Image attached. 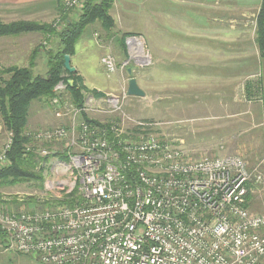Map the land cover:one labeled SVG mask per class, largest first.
Masks as SVG:
<instances>
[{
  "label": "built area",
  "instance_id": "built-area-1",
  "mask_svg": "<svg viewBox=\"0 0 264 264\" xmlns=\"http://www.w3.org/2000/svg\"><path fill=\"white\" fill-rule=\"evenodd\" d=\"M84 2L63 5L81 9ZM104 63L114 71L112 57ZM51 105L68 125L29 136L63 144L65 158L39 163L49 171L46 207H0L9 250L38 264H264V215L248 205L262 177L242 157L193 158L182 142L151 133L122 109L121 120L99 125L67 99L56 96ZM126 121L134 126L129 132ZM12 141L10 133L0 168L10 164Z\"/></svg>",
  "mask_w": 264,
  "mask_h": 264
},
{
  "label": "rangeland",
  "instance_id": "rangeland-1",
  "mask_svg": "<svg viewBox=\"0 0 264 264\" xmlns=\"http://www.w3.org/2000/svg\"><path fill=\"white\" fill-rule=\"evenodd\" d=\"M9 1L0 0V20L4 23L27 21L62 27L55 0L53 7L44 0L22 1L15 5H10ZM251 1L114 0L110 14L115 21L116 40L124 39L125 51L121 57L114 52L112 37L115 35L111 33L112 36H108L99 23L88 27L76 45L79 54L84 37L91 34L102 50L96 47L94 50H84L77 60L87 61L83 66L88 68L87 63L96 62L99 52L103 51V70L100 72L104 73L101 80L107 86L100 87V90L92 89L78 72L74 78L86 89L81 110L84 109L82 113L87 115L84 117L87 121L103 125L111 119L121 120L122 116L117 114L122 109L134 121L148 124L151 133L182 142L193 158L242 157L248 169L254 172L253 175L261 174V180L251 186L248 200L252 212L264 215V60L256 43V17L260 7L258 0ZM161 8L165 14H172L173 19L174 15L179 18L165 24V32L158 27ZM79 11L75 9L70 12V18L75 19ZM30 12L32 15H27ZM186 13L207 17V22L203 19L202 23L197 24L199 35L208 33L207 54L199 55L190 48L189 31L194 29L193 22L187 26L181 21L183 16L180 17ZM123 26L130 31L123 29ZM130 33L133 35L124 36ZM103 37H106V45L100 41ZM199 38L205 39L204 36ZM42 46L49 49L51 42L39 32L0 38V73L13 66H29L31 57L39 48L34 71L35 74L44 75L47 55ZM108 56L112 57L114 71H110L104 63ZM226 63L230 68H226ZM237 63L241 66L239 69L235 67ZM203 66L209 67L207 77L197 73V69L201 71L199 67ZM1 76L8 77L2 73ZM63 77L75 83L68 71L63 72ZM111 77L116 79L112 80ZM233 77L230 80L232 83H225L226 78ZM131 78H135L146 93L144 98L128 95ZM60 84L62 87L56 96L72 103L67 93V83L61 81ZM108 99H114L116 104L111 106ZM235 99L238 101L235 102ZM47 119L49 122H45ZM68 122L67 118L56 117L50 102L35 101L30 109L26 134L67 126ZM123 127L128 132L134 128L129 121L124 122ZM9 135L0 117V150ZM31 144L32 152L39 158L34 170L42 176V181L32 180L1 188L0 207L33 210L42 209L48 204L46 179L49 171L40 169L39 163L46 160L49 164L57 156L65 158L66 149L63 144L34 140ZM41 149H47L50 155L43 159L39 155ZM3 241L0 238V264H38L32 256L9 250L6 237Z\"/></svg>",
  "mask_w": 264,
  "mask_h": 264
},
{
  "label": "trees",
  "instance_id": "trees-1",
  "mask_svg": "<svg viewBox=\"0 0 264 264\" xmlns=\"http://www.w3.org/2000/svg\"><path fill=\"white\" fill-rule=\"evenodd\" d=\"M55 3L59 14H61L62 27L60 28L38 22L4 23L0 20V38L39 32L51 42L49 49L42 46L47 55V67L44 75L35 74L34 71L35 59L40 53L39 48L31 57L29 66H13L1 72L2 75H8V77H0V117L6 130L13 134V141L8 154L10 164L0 168V189L32 180L42 181V176L35 173L34 170L39 159L38 156L32 151H26L27 146L31 145L33 141L31 136L26 134L31 106L35 101L45 100L51 103L56 96L57 85L64 81L67 83V93L70 95L72 103L69 102L73 107L81 110L84 106L86 89L80 85L78 79L74 78L75 73H70V77L75 79L72 86L68 80L64 79L63 72H67L64 66L65 56L75 55L76 45L88 27H94L99 23L110 36H112L111 31L115 27L114 18L110 14L114 0H85L75 19L70 18V12L75 9L66 10L63 0H55ZM127 35H133V33L124 34V36ZM119 42L125 51L124 39L120 38ZM256 43L260 57L264 60V0L261 2L256 17ZM82 116L84 119L87 115L82 113ZM88 122L93 123L92 121ZM249 197L250 193L248 199ZM5 237V234L0 230L2 242Z\"/></svg>",
  "mask_w": 264,
  "mask_h": 264
},
{
  "label": "crops",
  "instance_id": "crops-1",
  "mask_svg": "<svg viewBox=\"0 0 264 264\" xmlns=\"http://www.w3.org/2000/svg\"><path fill=\"white\" fill-rule=\"evenodd\" d=\"M22 1L27 2L28 0H10L9 2H10V5H15V4H19V3L21 4ZM30 1H32V0H30ZM44 1L48 2V3H51L50 6L53 7V5H54L53 1L54 0H44ZM246 1L247 2H252L251 0H246ZM34 2H37V0H34ZM261 2H262V0H258V4L257 5H259V7L261 5ZM174 4L176 5V3H172V5H174ZM189 4H192V3H189ZM29 5H31V4H29ZM161 11H162L161 14H158V21L160 22V25L158 27H159V30L161 32H165L166 31L165 24H167V23H169L171 21H178L179 18L177 17V15H174V19H173V15L172 14H165V12H164L165 10L163 8H161ZM27 15H32V13L30 12V14H27ZM182 16H183V19H181V21L183 23H185L187 26L188 25L190 26V24L193 22L194 29H193V31L192 30L189 31V36H190L189 38H191L190 48L192 50H194V52H196L199 55L207 54V51H208L207 49L209 48V36H208V33H206L205 35H202V34L199 35L198 30H197V24L199 22L202 23L203 19H205V22H207V20H208V19H206L207 17L205 16L204 18H202L203 16L199 17L197 14L191 15V14H188V13L183 14V15L181 14L180 17H182ZM122 28L125 29L126 31H130V30H127L126 28H124V26ZM101 30L103 31L102 28H101ZM92 32H93V30H91V33ZM111 33L116 35V36L118 35L117 31H116V28H114L111 31ZM92 35L93 34H91V36H90L92 38L91 40L89 39L90 38L89 36H85L84 37L85 40L83 41V45L81 46L82 49L80 51L81 52L80 54H79L77 46H76V53H75L74 56L71 57V65L76 68V70H77L76 72H78L80 75H82V77L84 78V82H85V84L87 86H90L92 89H96V90L99 89L100 90V89L103 88V86H107V84L103 83L102 80H101V76L102 75L105 76V75H104L103 72H100V70L101 71L103 70V69H101L102 68L101 57L103 55L102 54L103 51L101 53L99 52L98 57L95 60L96 62L91 63V61H89L90 63H87L88 68L86 66H83V64L86 63L87 61L86 62H84V61L83 62H79L77 60L78 56L83 54L84 50H94L93 48H95V47L98 48V49L100 48V46L98 45L97 41L93 40V36ZM108 36H110V35H108ZM116 36L112 37L113 38L112 41H114L113 48H114V52L116 54H118L119 57H121L120 55H122V52L124 50H123V47H122L121 43L118 42V40H116L117 39ZM199 36H204V38H205L204 41L201 40L200 39L201 37L199 38ZM100 41H102V43H104L106 45V37L101 38ZM99 50H102V49H99ZM74 59H75V62H74ZM80 61H81V58H80ZM226 64H228V63H226ZM92 65H93L94 68L92 67ZM235 67H237L239 69L241 67L240 63H237V65H235ZM199 68L201 69V71L197 69V73L199 72V74H202L205 77L209 76V67L208 66H205V67L203 66V67H199ZM226 68L227 69L230 68V65L228 64V67H226ZM221 69H222V67H221ZM203 76H201V77L198 76V78H205ZM111 78H112V80L116 79L115 77H111ZM237 78L238 77H236L235 80ZM233 79H234V77L233 78H226V82L225 83L229 85L230 83H232V82H230V80H233ZM117 82H118V80H117ZM100 87H102V88H100ZM111 88H112V85H111ZM236 101H238V99H235V102ZM45 122H49V120L47 119ZM235 156H237V155H235ZM248 205H249V200H248ZM249 208H250V206H249Z\"/></svg>",
  "mask_w": 264,
  "mask_h": 264
},
{
  "label": "water",
  "instance_id": "water-1",
  "mask_svg": "<svg viewBox=\"0 0 264 264\" xmlns=\"http://www.w3.org/2000/svg\"><path fill=\"white\" fill-rule=\"evenodd\" d=\"M64 66L69 73H76V68L71 65V56H65ZM73 80H69L68 83L72 86ZM128 95L130 97L144 98L146 93L139 87L138 82L135 78H131L128 85Z\"/></svg>",
  "mask_w": 264,
  "mask_h": 264
}]
</instances>
